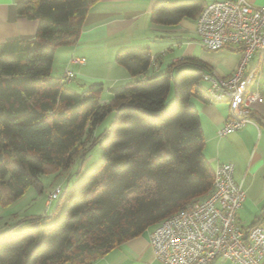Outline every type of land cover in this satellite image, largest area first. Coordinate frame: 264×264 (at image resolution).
<instances>
[{"label":"trees","instance_id":"obj_1","mask_svg":"<svg viewBox=\"0 0 264 264\" xmlns=\"http://www.w3.org/2000/svg\"><path fill=\"white\" fill-rule=\"evenodd\" d=\"M97 1L20 3L19 14L39 20L37 33L0 43V205L32 186L42 189L41 175L68 168L96 144L103 154L77 188L68 195L61 188V214L32 215L0 232V264H92L212 191L215 170L203 153L200 115L191 103L212 101L202 85L211 71L205 62L187 57L143 77L153 62L150 50L122 49L115 61L136 79L111 89L107 102L102 83L80 93L66 85V75L52 74L57 48L78 42ZM205 5L159 1L151 19L175 25L198 19ZM172 87L175 100L168 106ZM111 112L115 120L95 137Z\"/></svg>","mask_w":264,"mask_h":264},{"label":"crops","instance_id":"obj_2","mask_svg":"<svg viewBox=\"0 0 264 264\" xmlns=\"http://www.w3.org/2000/svg\"><path fill=\"white\" fill-rule=\"evenodd\" d=\"M30 1L32 0H0V43L11 39L35 37L39 20L18 13L19 4ZM159 1L163 0H98L90 7L84 18L78 42L67 45L69 47L65 50L57 48L56 52L62 49L61 55L68 63L74 65H94L92 62L96 61L92 60L95 57L99 58L108 52L111 84L125 82L119 85L121 87L136 79L121 66H116L118 64H115L112 58L113 54L116 55L125 48H147L152 53L153 62L143 77L165 71L169 65L187 57L200 59L211 71L225 77L231 76L239 68L243 59V50L234 46L216 51L206 50L200 44L196 32L197 19L185 18L175 25L154 23L151 19V11ZM202 1L207 4L224 0ZM247 1L256 6L264 5V0ZM73 59H81L84 63L81 64ZM255 68H257L256 78L251 87L259 90L263 96L253 106L254 116L251 117L253 123L221 137L218 130L230 116L229 102L213 100L202 102L196 98L191 100L199 111L205 139L203 153L208 162L214 170L222 163L235 164L234 179L242 185L246 195L245 202L237 213L238 222L244 228L253 224L264 226V50L254 53L246 67V72ZM51 72L53 74V67ZM65 73L66 71L63 76H54L64 78ZM73 74L76 76L74 72ZM82 74L86 76L87 73ZM72 82L73 77L65 79L66 85ZM202 85L204 89L208 87V83L204 81ZM114 88H118V85L110 90ZM107 101L109 98L102 100V102ZM5 211L8 210L0 208V232L24 219L21 210L16 213ZM157 226L158 224L153 225L142 234L113 247L92 264H165L157 258L150 242L151 233ZM211 264L238 263L218 258Z\"/></svg>","mask_w":264,"mask_h":264},{"label":"built area","instance_id":"obj_3","mask_svg":"<svg viewBox=\"0 0 264 264\" xmlns=\"http://www.w3.org/2000/svg\"><path fill=\"white\" fill-rule=\"evenodd\" d=\"M196 32L206 50L228 46L243 50L241 64L231 76L210 71L203 77L211 100L230 104V116L218 130L223 137L253 123L249 115L263 96L251 87L256 72H246V67L256 51L264 50V5L247 0L207 3L196 21ZM65 75L67 79L74 77L71 71ZM234 171L232 162L219 164L208 196L158 224L150 242L159 260L165 264H211L220 258L238 264H264V226L244 228L237 219L246 195L235 181ZM60 193V187L55 189L50 200Z\"/></svg>","mask_w":264,"mask_h":264},{"label":"rangeland","instance_id":"obj_4","mask_svg":"<svg viewBox=\"0 0 264 264\" xmlns=\"http://www.w3.org/2000/svg\"><path fill=\"white\" fill-rule=\"evenodd\" d=\"M69 46H60L58 48H68ZM128 49V48H125ZM131 49V48H129ZM61 51H57L55 54L56 59L53 65V75L63 76L65 71L71 70L76 76L73 77V82L67 84V86L76 92H82L84 89L89 87L94 83H102L104 86V90L101 94V99L105 100L107 98L110 99L111 92L110 88L115 85H118V88L121 87L119 85L125 84V82H120L116 84H111V79L109 77V58L108 52H105L103 56L99 58H94L92 61L93 64L89 65H74L68 63L64 56L61 55ZM115 54L112 55L115 64ZM116 66H120L119 64ZM122 67V66H121ZM124 68V67H122ZM125 69V68H124ZM126 70V69H125ZM79 72V73H78ZM86 72V76L82 73ZM96 78L102 79L101 81ZM258 79H256L257 81ZM99 81V82H97ZM81 84H85L84 86ZM175 100V91L174 88H171L170 94L168 96L167 105L171 106ZM115 120V113L111 112L107 115V117L97 126L94 136L98 137L103 134L106 129L111 125V123ZM88 147V145H87ZM86 147V148H87ZM83 152L76 157L71 165L66 169H59L57 171L49 172L41 175V183L42 189H38L36 187H30L29 190L25 193L24 196L19 198L17 201L12 202L10 205L6 207L0 206L2 210H8L9 212H19L21 210L22 217L27 218L32 215H43L47 214L51 216L58 209V205L60 203V199H56L51 201L50 194L57 188H62L64 194L68 195L73 191L74 188H77L80 181L88 175L97 165L100 164L102 160V149L99 144L92 146L87 152L85 158L81 155ZM48 200V204H47ZM51 203V204H50ZM50 204V205H49ZM49 205V206H47ZM47 207V208H46ZM7 208V209H6ZM5 211V212H8ZM64 211L63 207L60 206L58 209V213L61 214ZM54 220H50L49 224H52Z\"/></svg>","mask_w":264,"mask_h":264}]
</instances>
